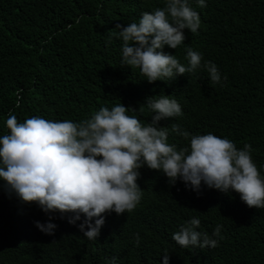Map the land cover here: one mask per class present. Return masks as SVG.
<instances>
[{"label":"trees","instance_id":"trees-1","mask_svg":"<svg viewBox=\"0 0 264 264\" xmlns=\"http://www.w3.org/2000/svg\"><path fill=\"white\" fill-rule=\"evenodd\" d=\"M205 3L189 0L201 18L198 31L185 29L183 44L163 49L187 66L191 48L201 54V67L150 83L138 68L122 65L123 41L115 26L138 22L165 0H0V136L9 132L10 115L19 122L40 116L78 123L121 103L147 125L154 113L146 98L168 95L183 115L160 126L177 150L190 140L172 131L174 123L193 135L228 138L238 149L251 144L264 176V0ZM206 61L221 75L214 86ZM140 172L143 195L136 209L105 213L94 240L78 227L83 215L71 224L72 213H45L20 201L0 179V264H163L165 252L169 264H264V209L249 208L235 192L202 185L198 193L182 180L170 185L147 165ZM50 216L54 235L35 223ZM193 217L200 220L197 231L216 239L217 247L184 249L172 239ZM217 225L220 235L213 236Z\"/></svg>","mask_w":264,"mask_h":264},{"label":"clouds","instance_id":"clouds-1","mask_svg":"<svg viewBox=\"0 0 264 264\" xmlns=\"http://www.w3.org/2000/svg\"><path fill=\"white\" fill-rule=\"evenodd\" d=\"M197 3L206 7L205 0ZM200 24V15L189 0H165L164 7L143 12L138 22L117 24L116 35L123 41L122 65L138 68L150 83L194 72L201 67L200 53L189 48L186 66L163 49H177L185 42L184 30L195 34ZM203 67L213 86L220 82L215 63L206 61ZM145 102L154 113L147 125L128 115L129 107L123 103L111 109L101 107L78 123L40 116L19 122L10 115L6 119L9 132L0 136V179L20 201L35 203L45 213H72L71 224L83 215L78 227L90 240L100 235L105 213L136 209L143 195L140 169L145 165L161 171L170 185L182 180L198 193L202 185L226 194L235 192L249 208L264 209V176L252 159L251 144L238 149L228 138L193 135L174 123L172 131L190 140L177 150L160 121L182 116L181 105L168 95L150 96ZM139 111L143 113V104ZM35 223L45 234L54 235L57 225L51 216L46 223ZM199 225L198 218H191L172 239L184 249L217 247L216 239L197 231ZM220 230L217 225L213 236H219ZM163 264H169L167 252Z\"/></svg>","mask_w":264,"mask_h":264}]
</instances>
